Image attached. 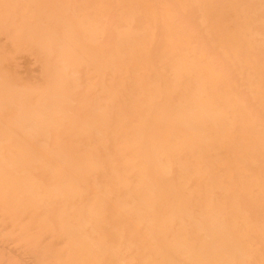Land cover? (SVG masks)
<instances>
[{"label": "bare ground", "instance_id": "obj_1", "mask_svg": "<svg viewBox=\"0 0 264 264\" xmlns=\"http://www.w3.org/2000/svg\"><path fill=\"white\" fill-rule=\"evenodd\" d=\"M0 264H264V0H0Z\"/></svg>", "mask_w": 264, "mask_h": 264}]
</instances>
